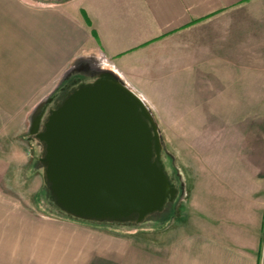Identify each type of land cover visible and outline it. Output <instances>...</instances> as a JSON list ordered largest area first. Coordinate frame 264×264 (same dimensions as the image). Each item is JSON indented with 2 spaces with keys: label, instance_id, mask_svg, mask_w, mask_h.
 <instances>
[{
  "label": "crops",
  "instance_id": "1",
  "mask_svg": "<svg viewBox=\"0 0 264 264\" xmlns=\"http://www.w3.org/2000/svg\"><path fill=\"white\" fill-rule=\"evenodd\" d=\"M6 10L12 59H24L8 71L10 82H0V97L12 109L32 104L40 85L49 88L79 54L102 55L104 69L157 122L168 121L173 137L198 136V123L248 120L240 106L264 105V92L257 93L264 91V0H28ZM178 123L193 129L181 131ZM6 164L0 160V176ZM231 175L213 182L232 186L225 190L234 196ZM113 240L0 193V264H92L94 256L106 264H264L255 221L251 234L250 227H216L203 218L200 233L171 243L163 255Z\"/></svg>",
  "mask_w": 264,
  "mask_h": 264
},
{
  "label": "rangeland",
  "instance_id": "2",
  "mask_svg": "<svg viewBox=\"0 0 264 264\" xmlns=\"http://www.w3.org/2000/svg\"><path fill=\"white\" fill-rule=\"evenodd\" d=\"M12 1L23 4L28 0H0V82H10L12 77L8 71L24 60L12 59L8 41L10 20L6 9L12 7ZM101 56L79 54L71 59L62 72L53 76L54 82H50L49 88L45 82L40 85L41 91L36 93L40 97L32 98V104L12 109L0 97V160L7 163L5 177L3 173L0 176V193L14 196L33 212L48 218L61 216L100 229L109 237L127 243L134 252L143 249L149 254L163 255L171 243L200 233L203 218L216 227L222 222L250 227L251 234L255 221L257 236L264 243V105L240 106V118L248 120L198 123V136L173 137L170 123L157 122L153 117L162 144V160L178 192L161 213L140 223L77 219L62 213L49 201L40 161L42 146L29 132L32 118L41 110L47 112L56 99L78 82L93 80L104 70L105 59ZM0 92L1 96L3 91ZM177 125L181 131L193 129L191 123ZM228 174L237 178L234 196L225 190L232 186L221 187L213 182ZM207 206L209 215L207 210L203 211ZM231 213L233 222L227 216ZM98 263L106 264L105 258L94 256L92 264Z\"/></svg>",
  "mask_w": 264,
  "mask_h": 264
},
{
  "label": "water",
  "instance_id": "3",
  "mask_svg": "<svg viewBox=\"0 0 264 264\" xmlns=\"http://www.w3.org/2000/svg\"><path fill=\"white\" fill-rule=\"evenodd\" d=\"M29 132L48 198L69 217L140 223L175 199L151 111L110 70L65 91Z\"/></svg>",
  "mask_w": 264,
  "mask_h": 264
},
{
  "label": "flooded vegetation",
  "instance_id": "4",
  "mask_svg": "<svg viewBox=\"0 0 264 264\" xmlns=\"http://www.w3.org/2000/svg\"><path fill=\"white\" fill-rule=\"evenodd\" d=\"M57 101H58V99L55 100V102H57ZM55 102H54V103H55ZM49 108H50V107H48L47 110H48ZM41 111H42V110H41ZM43 111H44V110H43ZM44 113H45V111H44ZM33 136H34V135H33ZM172 183H173L174 187H176V184H175L173 181H172ZM176 189H177V187H176ZM177 192H178V189H177ZM176 196H177V193H176Z\"/></svg>",
  "mask_w": 264,
  "mask_h": 264
},
{
  "label": "trees",
  "instance_id": "5",
  "mask_svg": "<svg viewBox=\"0 0 264 264\" xmlns=\"http://www.w3.org/2000/svg\"><path fill=\"white\" fill-rule=\"evenodd\" d=\"M49 199V198H48ZM49 201L52 203V201L49 199ZM53 204V203H52Z\"/></svg>",
  "mask_w": 264,
  "mask_h": 264
}]
</instances>
